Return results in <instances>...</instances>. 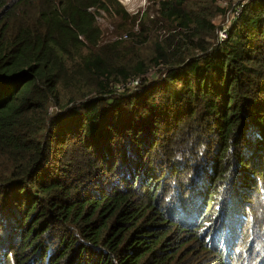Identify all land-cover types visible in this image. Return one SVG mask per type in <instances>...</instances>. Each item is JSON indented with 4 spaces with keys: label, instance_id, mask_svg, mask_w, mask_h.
<instances>
[{
    "label": "trees",
    "instance_id": "1",
    "mask_svg": "<svg viewBox=\"0 0 264 264\" xmlns=\"http://www.w3.org/2000/svg\"><path fill=\"white\" fill-rule=\"evenodd\" d=\"M154 1L121 62L117 0H0V264H264V0H203L240 6L223 41Z\"/></svg>",
    "mask_w": 264,
    "mask_h": 264
},
{
    "label": "rangeland",
    "instance_id": "2",
    "mask_svg": "<svg viewBox=\"0 0 264 264\" xmlns=\"http://www.w3.org/2000/svg\"><path fill=\"white\" fill-rule=\"evenodd\" d=\"M125 10L123 14L99 11L96 20L101 28L100 43L108 46L112 53L123 61L141 58L149 60L154 52V42L163 39L167 35L166 23L160 20L158 6L154 0H117ZM202 9L207 7L208 15L217 26L216 31L226 23V14H219L207 1L196 0ZM226 6L225 2L219 3ZM141 28L144 30L142 37H138ZM147 36V41L141 43ZM117 58V59H118ZM152 65V64H150ZM153 68V67H152ZM151 68V72H153ZM131 86V85H130ZM56 107L54 103L49 105L51 115ZM246 228L243 223L240 234ZM253 234V232L251 233Z\"/></svg>",
    "mask_w": 264,
    "mask_h": 264
},
{
    "label": "built area",
    "instance_id": "3",
    "mask_svg": "<svg viewBox=\"0 0 264 264\" xmlns=\"http://www.w3.org/2000/svg\"><path fill=\"white\" fill-rule=\"evenodd\" d=\"M240 13V6L238 8H235V10L232 11V13L228 14L226 17V23L223 25V27L219 28L217 30V40L218 41H223L226 39L227 37V30H226V25L229 23L230 18H234L235 16H237ZM129 84L131 86H135L138 84V80L137 79H132Z\"/></svg>",
    "mask_w": 264,
    "mask_h": 264
}]
</instances>
